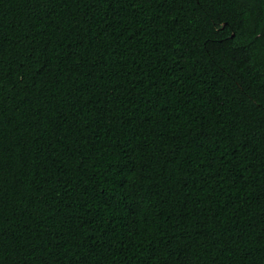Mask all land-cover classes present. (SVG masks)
I'll return each mask as SVG.
<instances>
[{"label": "trees", "instance_id": "obj_1", "mask_svg": "<svg viewBox=\"0 0 264 264\" xmlns=\"http://www.w3.org/2000/svg\"><path fill=\"white\" fill-rule=\"evenodd\" d=\"M0 264H264V0H0Z\"/></svg>", "mask_w": 264, "mask_h": 264}]
</instances>
